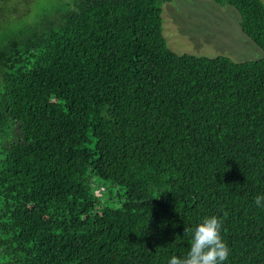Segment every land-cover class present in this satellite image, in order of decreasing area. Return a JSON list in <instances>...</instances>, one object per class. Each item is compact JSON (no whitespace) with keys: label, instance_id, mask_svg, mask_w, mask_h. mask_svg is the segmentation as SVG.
Instances as JSON below:
<instances>
[{"label":"trees","instance_id":"1","mask_svg":"<svg viewBox=\"0 0 264 264\" xmlns=\"http://www.w3.org/2000/svg\"><path fill=\"white\" fill-rule=\"evenodd\" d=\"M34 1L0 0V264H167L211 215L264 264V57L173 52L172 0ZM213 1L264 52V2Z\"/></svg>","mask_w":264,"mask_h":264},{"label":"rangeland","instance_id":"2","mask_svg":"<svg viewBox=\"0 0 264 264\" xmlns=\"http://www.w3.org/2000/svg\"><path fill=\"white\" fill-rule=\"evenodd\" d=\"M264 2V0H262ZM62 0L32 2L31 20L59 7ZM163 34L169 48L180 55L216 58L235 62L260 60L264 52L243 33L239 12L213 0H172L163 4ZM16 20V16L11 17ZM111 195V193H110Z\"/></svg>","mask_w":264,"mask_h":264},{"label":"clouds","instance_id":"3","mask_svg":"<svg viewBox=\"0 0 264 264\" xmlns=\"http://www.w3.org/2000/svg\"><path fill=\"white\" fill-rule=\"evenodd\" d=\"M255 204L264 207V195H257ZM229 255L230 249L221 234V221L211 215L195 226L188 252L183 256L172 255L167 264H225Z\"/></svg>","mask_w":264,"mask_h":264}]
</instances>
